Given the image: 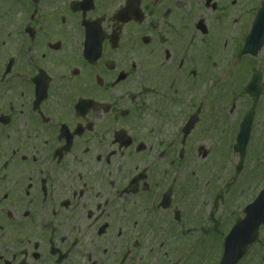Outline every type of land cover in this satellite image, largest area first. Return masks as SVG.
Segmentation results:
<instances>
[{
  "label": "flooded vegetation",
  "instance_id": "af4514ba",
  "mask_svg": "<svg viewBox=\"0 0 264 264\" xmlns=\"http://www.w3.org/2000/svg\"><path fill=\"white\" fill-rule=\"evenodd\" d=\"M240 3L0 0V264H180Z\"/></svg>",
  "mask_w": 264,
  "mask_h": 264
},
{
  "label": "rangeland",
  "instance_id": "374dc122",
  "mask_svg": "<svg viewBox=\"0 0 264 264\" xmlns=\"http://www.w3.org/2000/svg\"><path fill=\"white\" fill-rule=\"evenodd\" d=\"M259 2L260 0H241V8H236V12L241 14L244 5L245 8H248L251 12L253 8L260 4ZM263 59L264 50L258 61L260 62ZM225 60L226 61L221 63V67L223 63H225L227 67L228 61L226 56ZM212 63H214L215 66H212L209 69V73L212 69H216L220 62L213 58ZM248 65V59L238 62L236 65L232 66L234 68L232 75L229 76V74H225L224 86H217L216 88L210 87V90H218L217 92L220 91V95H222L221 91H224L226 94V96L222 98L224 115L220 116V123L222 121L228 126L226 125L224 128L226 134L218 135L217 140H215V137H210V139L203 144L208 150H211L215 145L218 146L224 139L219 150L220 153H226L227 157L220 169L216 166L221 161L222 157L210 156L208 161L204 163L203 161H199V157L194 158L197 156V151L195 149V156L193 157L195 165L193 171H199L203 166L207 167L208 170L205 179L201 183L202 188H204L205 183L208 180L212 179V176H214L213 179L218 176V179L222 178L224 181L219 184L223 189L224 185L231 181L234 175L235 166L239 159L238 156L232 152L233 150L231 151V135L234 132L232 128H238L241 118L250 106V100H247V97L243 94H238L241 90V85L245 82V70L248 69ZM234 79L236 80L235 85L233 82ZM229 86L233 87L230 88ZM230 94L233 96H230ZM262 106L260 114L257 116L254 123L244 171L238 181L234 183L237 187L234 186L231 188L229 190V195L226 191L227 187H224V200L223 203H219L217 209H213L211 205V207H205L202 199V191L194 189L193 199L198 202H195V205L192 206L190 217L187 222L188 226L185 227V231L192 230V232L188 237V240L181 245L180 249L188 250L189 247L192 248H189L188 253H190V255H183V264H220L223 235H225V233L231 228L234 219L241 214L240 209L252 202L258 193L264 188V104ZM220 132L222 133V131ZM196 142H194V144ZM217 170L220 171V173L217 172ZM229 198L232 200L230 210H228ZM205 201H207V199H205ZM216 227H218V229H216ZM241 264H264V229L260 233L258 244L252 249L251 253H249L248 258Z\"/></svg>",
  "mask_w": 264,
  "mask_h": 264
},
{
  "label": "water",
  "instance_id": "95a60500",
  "mask_svg": "<svg viewBox=\"0 0 264 264\" xmlns=\"http://www.w3.org/2000/svg\"><path fill=\"white\" fill-rule=\"evenodd\" d=\"M260 20L264 17V7L260 13ZM259 20V21H260ZM262 42V41H261ZM249 86L246 91L251 92ZM261 94L258 90L257 99ZM254 108L248 113L241 126V132L238 136V143L235 147L236 152L240 153L241 162L238 173L241 171L245 156L246 148L250 140L251 124L253 120ZM247 218L239 221L226 243V253L222 264H237L247 253L249 246L253 244L258 237V230L264 224V193L257 201L246 210Z\"/></svg>",
  "mask_w": 264,
  "mask_h": 264
}]
</instances>
